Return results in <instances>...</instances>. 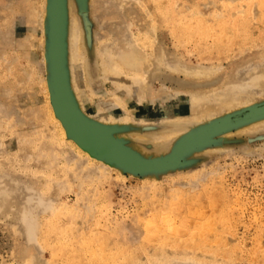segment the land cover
Wrapping results in <instances>:
<instances>
[{
  "label": "rangeland",
  "instance_id": "rangeland-1",
  "mask_svg": "<svg viewBox=\"0 0 264 264\" xmlns=\"http://www.w3.org/2000/svg\"><path fill=\"white\" fill-rule=\"evenodd\" d=\"M263 3L0 0V264H264Z\"/></svg>",
  "mask_w": 264,
  "mask_h": 264
},
{
  "label": "water",
  "instance_id": "water-1",
  "mask_svg": "<svg viewBox=\"0 0 264 264\" xmlns=\"http://www.w3.org/2000/svg\"><path fill=\"white\" fill-rule=\"evenodd\" d=\"M56 2L60 5L61 0H56ZM55 17H56V15H55ZM56 29L58 31L60 30V25L59 24H57ZM60 48H61L60 41H58V42H56V48H55V53H54V57H53V85H52V87H53V90H54L53 99H54V102H55L56 114H57V116H59V118L60 117L62 118V115H61V112H60V108H59V104H58V101H59L58 99H60V92H61L60 87H61V89L63 91L66 90V92H67L68 91V86L66 84L67 83V74H66L65 69L62 66V61H61V57H60L61 56ZM64 86H65L66 89L64 88ZM64 95L66 96V94H64ZM244 111L245 112H243L242 114H238L236 116H233V117L229 118L228 121L229 122H234V121H242V120H249V119H253V118H263L264 117V105L256 106L255 108H252V109H249V110H244ZM62 122H63V120H62ZM65 124H66V122H65ZM97 127L100 128L101 130H103L105 132V134L107 135V137L112 140V138L110 136V133H109V130H106L105 128H102L101 126H97ZM66 129L69 132V135L72 136L78 144H81L79 142L80 139H79L77 133L74 130L70 129V127H68L67 124H66ZM113 143L119 149H121L122 151H125L122 148H120L121 146L117 142L113 141ZM81 146H83V145H81ZM92 155L98 156L100 159L112 160V159H110L109 156H107V155H105L103 153L101 154L100 152L93 151ZM132 159L135 162V165L132 167V169H133V171L135 173L136 172L137 173H145V172H150V171H154V170H162L164 168H167L166 167L167 163H158V162H147L146 163V161L144 163H142L140 161H137V159H134L133 157H132ZM128 168H131V167H128Z\"/></svg>",
  "mask_w": 264,
  "mask_h": 264
},
{
  "label": "bare ground",
  "instance_id": "bare-ground-1",
  "mask_svg": "<svg viewBox=\"0 0 264 264\" xmlns=\"http://www.w3.org/2000/svg\"><path fill=\"white\" fill-rule=\"evenodd\" d=\"M259 4H260V3H259ZM263 4H264V3H263ZM198 16H199V15H198ZM229 18H230V17H229ZM201 20H202V19H201ZM199 22H200V21H199ZM223 22H224V21H223ZM197 23H198V21H197ZM201 24H202V23H201ZM190 25H191V24H190ZM196 25H197V24H196ZM196 25H195V27H196ZM202 25H204V24H202ZM177 26H178V25H177ZM207 26H208V25H207ZM190 27H191V26H190ZM211 27H212V26H211ZM196 28H197V27H196ZM206 29H207V28H206ZM206 29H205V30H206ZM202 30H203V29H202ZM202 30H201V31H202ZM209 30H210V25H209ZM217 30H218V29H217ZM188 31H189V30H188ZM210 31H211V30H210ZM214 31H216V30H214ZM221 31H222V30H221ZM223 31H224V30H223ZM198 32H199V31H198ZM206 32H207V31H206ZM222 36H223V35H222ZM220 37H221V36H220ZM224 37H225V36H224ZM217 38H218V37H217ZM225 38H226V37H225ZM228 38H229V37H228ZM228 38H227V39H228ZM221 39H223V38H221ZM200 40H201V39H200ZM215 40H216V39H215ZM219 40H220V39H219ZM224 41H225V40H224ZM227 41H228V40H227ZM220 42H221V41H220ZM228 45H229V44H228ZM201 73H202V72H200V73L198 72L197 74H193V73H192V75H193V76H196V77H203V76H205L203 73H202V74H201ZM211 76H212V75H211ZM60 90H61V89H60ZM62 92L64 93V91H62ZM60 94L62 95V96H60V98H61V97H62V99H65V98H66V96L64 97L63 94H62L61 92H60ZM198 99L201 100V98H198ZM198 99H196V101H197ZM66 100H67V99H66ZM66 100H65V101H66ZM200 100H199V101H200ZM61 101H62V100H61ZM61 101H60V102H61ZM67 102H68V101H67ZM254 102H255V101H254ZM251 103H252V102H251ZM251 103H249V102L243 103V104L241 105V106H242L241 108H244V106H247V105H249V104H251ZM68 104H69V102H68ZM71 104H72V103H71ZM61 105H62V102H61ZM69 105H70V104H69ZM62 106H63V105H62ZM70 106H71V105H70ZM250 106H251V105H250ZM66 107H68V106L66 105ZM61 108H63V107H61ZM68 109H70V107H68ZM68 109L66 108L65 110H68ZM246 109H247V108H246ZM63 110H64V109H63ZM74 110H76V109H74ZM244 110H245V109H244ZM69 111H71V109L68 110V112H69ZM200 111H201V110H200ZM203 111L205 112V110H202L201 112L203 113ZM206 111H207V113H203V114H202V113L200 112V114H198V113H199V110H198L197 114H198V119H199V120L204 119L205 117H208L209 115H211V114H213V113L215 112L214 110H213V111H212V110L209 111V109L206 110ZM208 111H209V112H208ZM64 112H65V111H64ZM68 112H67V113H68ZM72 113H74V112L72 111ZM64 114H65V113H64ZM75 114H76V112H75ZM80 118H81V117H80ZM72 119H73V118H72ZM69 126H70V125H69ZM73 127H74V125L72 126V128H73ZM89 128H91V127H89ZM91 129H92V128H91ZM95 129H97V128H95ZM95 129L93 128V130H95ZM75 130H77V131L80 130V127H78V129L76 128ZM84 130H85V129H84ZM98 130H99V129H98ZM85 131H86V130H85ZM80 132H81V131H80ZM104 133H105V132H104ZM98 134H100V131L98 132ZM101 134H102V133H101ZM65 135H66V137L70 138V136H69V132H68L67 130L65 131ZM102 135H104V134H102ZM105 135H106V134H105ZM78 136H79V135H78ZM83 136H84V135H83ZM98 136H99V135H98ZM79 137L82 138V140H83V137H82L81 134H80ZM100 137H102V136H100ZM93 139H94V138H93ZM101 139H102V138H101ZM106 139H107V137H106V138L104 137V140H106ZM108 139H109V138H108ZM97 140H100V139H97ZM112 140H113V139H112ZM112 140H111V141H112ZM102 141H103V140H102ZM107 141H108V140H107ZM95 142H96V141H95ZM97 142H98V141H97ZM99 142H100V144H101V141H99ZM108 142H109V141H108ZM108 142H107V143H108ZM87 143H88V141H87ZM93 143H94V141H93ZM111 143H113V141H112ZM88 144H89V143H88ZM105 144H106V143H105ZM109 144H110V143H109ZM113 144H114V143H113ZM113 144H112V145H113ZM95 145H96V144H95ZM107 145H108V144H107ZM110 145H111V144H110ZM101 146H102V145H101ZM105 146H106V145H105ZM114 146H115V144H114ZM110 147H111V146H110ZM109 154H110V155H112V154L114 155L115 153H113V152L110 153V152H109ZM118 154H119V153H118ZM124 154L126 155V153H124ZM118 156H119V158H115V160H118V161L122 162L123 160L120 158V156H122L121 153H120V155H118ZM118 156H117L116 154L114 155V157H118ZM126 156H128V155H126ZM111 157H112V156H111ZM124 158H126V157L124 156ZM126 159H128V158H126ZM171 205H172V204H171ZM173 205H174V204H173ZM175 205H176V204H175ZM183 206H184V205H183ZM189 207H190V206H189ZM172 210H173V208H172ZM174 210H175V209H174ZM181 212H185V211H181ZM185 214H186V213H185ZM200 214H201V213H200ZM173 215H174V214H173ZM178 215H179V214H178ZM160 216H161V215H160ZM201 216H202V215H201ZM163 220H164V219H163ZM160 222H161V220H160ZM164 222H165V221H164ZM166 222H167V221H166ZM167 224H168V223H167ZM167 224H166V225H167ZM153 225H154V224H153ZM171 225H172V224H171ZM173 225H174V224H173ZM213 225H214V224H213ZM167 226H168V225H167ZM169 226H170V225H169ZM146 227H147V226H146ZM158 227H159V226H158ZM210 227H211V226H210ZM148 228H149V227H148ZM171 228H172V227H171ZM212 228H213V227H212ZM158 229H159V228H158ZM160 229H162V228H160ZM160 229H159V230H160ZM168 229H169V228H168ZM172 229H173V228H172ZM213 229H214V228H213ZM68 230H69V229H68ZM174 230H175V229H174ZM179 230H180V229H179ZM182 230H183V229H182ZM169 231H170V229H169ZM155 232H156V231H155ZM155 232H153V233H155ZM158 232H159V231H158ZM186 232H187V231H186ZM57 233H58V232H57ZM151 233H152V231H151ZM161 233H164V230H163V232H161ZM205 234H206V232H205ZM59 235H60V234H59ZM200 235H201V234H200ZM207 235H208V234H207ZM187 236H188V235H187ZM192 236H193V235H192ZM68 237H69V236H68ZM58 238H59V237H58ZM60 238H61V237H60ZM201 239H202V238H201ZM203 240H204V239H203ZM76 241H77V240H76ZM89 241H90V240H89ZM201 241H202V240H201ZM71 242H72V241H71ZM90 242H91V241H90ZM166 242H167V241H166ZM77 243H78V242H77ZM105 243H106V242H105ZM58 245H59V244H58ZM90 245H91V244H90ZM59 246H60V245H59ZM61 246H62V245H61ZM96 246H97V245H96ZM101 246H102V245H101ZM67 247H71V246L69 245V246H67ZM92 247H93V246H92ZM92 247H91V248H92ZM63 248H64V247H63ZM65 248H66V247H65ZM71 248H72V247H71ZM53 249H55V248H53ZM66 249H67V248H66ZM58 250H59V249H58ZM60 250H61V249H60ZM70 251H71V250H70ZM91 251H92V250H91ZM91 251H90V252H91ZM72 252H73V251H72ZM85 252H86V251H85ZM92 252H94V251H92ZM93 254H94V253H93ZM104 255H105V254H104ZM94 256H95V255H94ZM96 256H97V254H96ZM96 256H95V257H96ZM72 257H73V256H72ZM80 257H81V256H80ZM115 257H116V256H115ZM115 257H114V258H115ZM104 258H105V257H104ZM107 258H108V257H107ZM101 259H103V258H101ZM80 260H81V258H80ZM75 261H76V260H75ZM96 262H97V261H96ZM107 262H109V261H107Z\"/></svg>",
  "mask_w": 264,
  "mask_h": 264
}]
</instances>
